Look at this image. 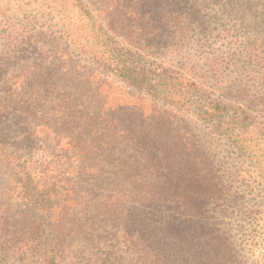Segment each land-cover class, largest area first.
<instances>
[{
	"label": "trees",
	"instance_id": "16d2710c",
	"mask_svg": "<svg viewBox=\"0 0 264 264\" xmlns=\"http://www.w3.org/2000/svg\"><path fill=\"white\" fill-rule=\"evenodd\" d=\"M22 2L46 12L0 29L2 56L13 59L10 70L0 66L10 195L0 207V264H68L59 242L30 262L35 240H46L45 216L34 214L62 193L50 188L52 176H91L100 217L126 242L130 264H226L220 218L238 194L193 126H210L247 154L264 140V98H247L264 83L248 92L219 82L229 69L246 71L264 43V0ZM227 37L238 46L229 62L199 56ZM114 88L139 103L108 106ZM14 212L19 220L9 223Z\"/></svg>",
	"mask_w": 264,
	"mask_h": 264
},
{
	"label": "rangeland",
	"instance_id": "374dc122",
	"mask_svg": "<svg viewBox=\"0 0 264 264\" xmlns=\"http://www.w3.org/2000/svg\"><path fill=\"white\" fill-rule=\"evenodd\" d=\"M28 3L29 5L25 6L22 0H0V29L14 25L12 28L17 31L24 23L42 21L44 18L42 13L45 14L46 10L37 11L34 4ZM230 40L227 37L223 41L222 39L219 42L211 41V44L208 41L211 49L199 56L219 61L222 64L229 62L231 54L234 53L229 48H238L237 45L231 44ZM2 41L3 39L0 40V66L7 67L10 62L12 63L9 66L10 70L13 66V59L9 61V58L2 56L6 51L1 52ZM258 42L252 52L254 54L252 61L245 62L246 71L240 73L238 70L229 69V74L225 73L219 80L224 83L223 88L230 83L242 82L249 92L252 87L248 86H252L253 83L255 86L264 83V43L260 40ZM240 52L237 54L239 55ZM190 60L196 62L197 58L192 57ZM204 64L206 66L207 62L205 61ZM2 71L1 68L0 76ZM263 90V86L258 85L256 93L251 91L250 94L255 97L248 96L247 98L254 99L260 104L262 102L260 98H264ZM105 103L116 107L134 106L139 102L128 96L124 89L114 88L105 93ZM148 108L143 104L144 112H147ZM193 122L197 121L193 119ZM200 124L197 122L193 126V135L202 143L203 148L212 152L211 155L217 154L222 166L223 163L225 164L226 173L230 175L225 176L230 181L227 189L229 192L238 194L233 204L228 203L224 206L226 209L221 213L222 218H220L224 233L221 240L226 249L224 252L226 264H264V140H254L253 143L257 150L247 154L240 152L237 148H228L230 143L228 139H218L219 136L212 131L210 126ZM48 146L47 144L46 147ZM5 171L6 165L5 163L2 165L0 161V207L4 212L6 211L5 202L10 197L7 193L9 184L5 185L4 182L8 176ZM51 173L52 171H49L47 177H51ZM51 178L53 185L50 188L62 186L63 189L56 198L47 197L45 209L38 210L34 214V218L45 216L41 218L40 224L46 229V240L41 243L39 237L35 240L30 262L42 256V253L57 252L59 248L56 243L59 242L64 248L62 256L68 264H130L133 255L125 250L126 242L116 234V228L112 227V223L104 222L100 217L101 207L94 200L97 194L90 187L93 182L88 181L91 176H52ZM13 195H16L14 191ZM21 211L25 212L24 208ZM10 215V219L7 218L9 223L19 220L14 217L15 212ZM105 253L108 254L107 257H104Z\"/></svg>",
	"mask_w": 264,
	"mask_h": 264
}]
</instances>
